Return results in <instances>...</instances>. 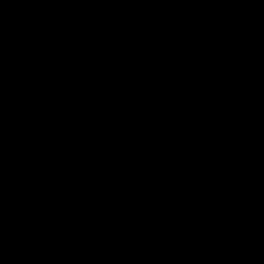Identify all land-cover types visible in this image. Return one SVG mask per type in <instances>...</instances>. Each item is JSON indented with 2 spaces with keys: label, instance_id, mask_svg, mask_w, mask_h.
Wrapping results in <instances>:
<instances>
[{
  "label": "trees",
  "instance_id": "obj_1",
  "mask_svg": "<svg viewBox=\"0 0 264 264\" xmlns=\"http://www.w3.org/2000/svg\"><path fill=\"white\" fill-rule=\"evenodd\" d=\"M176 1L0 0V264H209L164 225L163 118L210 209H264V0ZM176 33L211 48L180 135L153 101Z\"/></svg>",
  "mask_w": 264,
  "mask_h": 264
},
{
  "label": "flooded vegetation",
  "instance_id": "obj_2",
  "mask_svg": "<svg viewBox=\"0 0 264 264\" xmlns=\"http://www.w3.org/2000/svg\"><path fill=\"white\" fill-rule=\"evenodd\" d=\"M199 0H177V6L181 10H186L191 16L192 20L200 24H206L211 17L212 11L208 13V8L203 16L199 17ZM202 7V6H201ZM201 15V14H200ZM177 37H185L183 46L185 47V58L173 55V60L167 62L166 66H171L170 72L163 78L161 86L158 88L159 106L167 111L176 122V131L180 135L185 133L188 129L186 117L188 106L191 102L188 97L189 84H186V79L193 75L195 81L200 79V76L207 69L208 58L211 53V48L205 44L201 38L189 35L175 34ZM178 47H182L180 41L177 43ZM184 51V48L183 50ZM181 52V50H180ZM165 71V70H164ZM164 71L162 73H164ZM177 86L182 87L181 92L174 97H170L171 91L176 89ZM164 93V94H160ZM182 98L185 104L178 103ZM157 103V100H156ZM162 135L158 136L155 146V164L159 178L163 180L164 188L166 189V201L168 202L169 209L162 213L163 220L165 221L166 229L169 235L173 236L170 232L177 230L175 234L184 232L182 224L187 222L190 226L194 223L190 218L192 216L195 206L193 202L198 203L199 198L204 200L205 213L209 216L216 217L223 222L224 228L222 233L210 235L207 233H199L198 238L194 243L196 248L204 249L209 256V264H215L212 260V254L217 255V262L219 264H239L242 260L246 262H260L264 259V215L262 218L251 219L245 217L221 218V214L214 212L210 206L206 204L205 199L197 192L194 182L192 180L193 169L192 159L189 158L188 144L182 146V149L176 151L175 148L168 149L169 141L167 135L169 134L168 123L165 118L162 119ZM165 134V135H164ZM187 164V165H185ZM200 206V203L197 204ZM202 208V207H201ZM198 211V208L195 210ZM181 212V213H179ZM254 212H248L254 214ZM177 214V226L171 225V216ZM231 226H234L232 228ZM178 235V236H179ZM259 249L260 252L255 251ZM250 256L252 258L248 259ZM248 259V260H247ZM242 264V263H241Z\"/></svg>",
  "mask_w": 264,
  "mask_h": 264
},
{
  "label": "rangeland",
  "instance_id": "obj_3",
  "mask_svg": "<svg viewBox=\"0 0 264 264\" xmlns=\"http://www.w3.org/2000/svg\"><path fill=\"white\" fill-rule=\"evenodd\" d=\"M199 5H201L200 3H198ZM202 6V5H201ZM199 6V12L197 13L199 15V17L203 16V14L206 11V8H204L203 6L201 7ZM208 13L210 14V10L208 11ZM201 14V15H200ZM187 99H189L188 97H185ZM182 98L178 103L180 104V106L182 104H185L186 102H184V99ZM187 165V164H185ZM204 200L199 198L198 203H200V206H197L198 203L193 202L194 206L196 207L195 210L198 208V211L193 210L192 216H191V220L194 223H191V226L196 229V231H198L196 233V237H186L184 234H180L179 232L176 235H173L174 240L178 239V235H179V239L181 242H185L187 244H191L193 245V240L195 239H199V233H208L210 235H214V234H221L224 228L223 222H221L219 219H217L216 217L213 216H209V214L205 213V205H204ZM202 207V208H201ZM171 225L172 226H177V214H174L173 216H171ZM232 228H234V226H231ZM170 232L172 234H175L177 232V230L175 232L172 231V229L170 230ZM212 260L214 261L215 264H219L217 262V255L216 254H212ZM237 262L234 261L233 264H235Z\"/></svg>",
  "mask_w": 264,
  "mask_h": 264
},
{
  "label": "water",
  "instance_id": "obj_4",
  "mask_svg": "<svg viewBox=\"0 0 264 264\" xmlns=\"http://www.w3.org/2000/svg\"><path fill=\"white\" fill-rule=\"evenodd\" d=\"M208 10L212 11L211 9H208ZM185 39H186L185 37H177L175 34H171L170 37H169V40H168V43H169V45L172 48V54L175 55V56H178V57H181V54H182L183 55V60H184V58L186 56L185 55V47L183 46V43H184ZM178 41L181 42V44H182V46L184 48V51H182L183 50L182 47H178L177 46ZM180 50H181V52H180ZM164 69H165L164 73H161L159 75V78H158V81H157V88H156L155 94L153 96L154 103H156V96L158 95V92H159L158 88H159V86H161L163 78L166 77L167 74L170 72L169 70L171 69V66L168 67V66L164 65ZM179 213H181V212H179ZM263 215H264V209H257V211L254 214L245 213V214L240 215L239 217L257 219V218H262ZM221 218H224V215H222ZM255 252L259 253L260 250L257 249ZM252 257L253 256H250L248 259H250ZM263 258H264V255H263ZM256 261L260 262V259H256ZM241 263H243L242 260L239 262V264H241Z\"/></svg>",
  "mask_w": 264,
  "mask_h": 264
},
{
  "label": "clouds",
  "instance_id": "obj_5",
  "mask_svg": "<svg viewBox=\"0 0 264 264\" xmlns=\"http://www.w3.org/2000/svg\"><path fill=\"white\" fill-rule=\"evenodd\" d=\"M212 210V209H211ZM212 211H214V210H212ZM257 211V210H256ZM214 212H216V211H214ZM217 213H219V212H217ZM219 214H221V216L222 215H224V214H222V213H219ZM245 214V213H244ZM224 216H226V215H224ZM227 218H229L228 216H226Z\"/></svg>",
  "mask_w": 264,
  "mask_h": 264
}]
</instances>
